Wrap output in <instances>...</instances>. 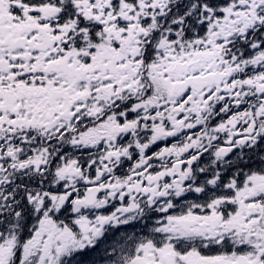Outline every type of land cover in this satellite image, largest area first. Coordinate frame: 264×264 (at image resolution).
<instances>
[{
	"label": "snow or ice",
	"instance_id": "obj_1",
	"mask_svg": "<svg viewBox=\"0 0 264 264\" xmlns=\"http://www.w3.org/2000/svg\"><path fill=\"white\" fill-rule=\"evenodd\" d=\"M0 264H264V0H0Z\"/></svg>",
	"mask_w": 264,
	"mask_h": 264
}]
</instances>
